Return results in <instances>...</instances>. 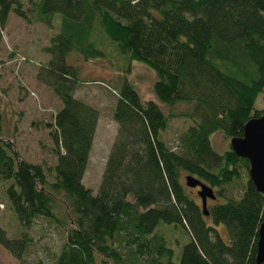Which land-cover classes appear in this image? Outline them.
<instances>
[{"label": "trees", "instance_id": "obj_1", "mask_svg": "<svg viewBox=\"0 0 264 264\" xmlns=\"http://www.w3.org/2000/svg\"><path fill=\"white\" fill-rule=\"evenodd\" d=\"M11 12L30 21L19 0H0V42ZM29 12L49 28L59 22L35 76L60 101L46 124L56 163L45 173L23 159L4 132L0 102L3 202L20 227L8 236L0 225L3 249L27 264L23 257L34 243L28 229L44 219L66 236L55 264H257L264 194L250 180L247 159L230 147L216 152L211 136H241L248 119L264 113L254 107L258 93L264 99V0H38ZM109 45L125 62L121 71L142 62L155 72L157 100L183 108L165 113L124 78L112 109L115 138L94 193L82 178L99 117L76 95L85 81L75 61L117 67ZM173 116L190 124L171 148L163 132ZM186 175L213 189L208 215ZM167 228L177 234L174 243Z\"/></svg>", "mask_w": 264, "mask_h": 264}, {"label": "rangeland", "instance_id": "obj_2", "mask_svg": "<svg viewBox=\"0 0 264 264\" xmlns=\"http://www.w3.org/2000/svg\"><path fill=\"white\" fill-rule=\"evenodd\" d=\"M25 9L30 21L22 19L14 13H9L5 27L1 30L0 42V102L4 113L3 129L6 135L10 136L15 143L18 153L33 164L43 167L45 173L56 163V156L52 151L53 141L49 136L47 123L52 122V116L60 107L59 98L51 87L42 84L37 80L36 73L38 65L48 60L49 55L45 48L49 45L51 36L58 30L59 22L55 18L51 28L44 23L33 20L29 12L38 0H19ZM112 45L115 43L106 38ZM101 48H103L100 45ZM109 57L113 58L114 66L107 60L95 59L82 61L75 56L71 57L72 62L80 66V75L85 81L76 89V95L84 99L98 111V122L93 136L94 140L88 157V164L82 178L84 185L95 193L110 146L114 140L117 129L112 116L114 107L115 90L125 78L133 83L138 94L143 100H153L165 113H177L183 105H176L173 108L165 107L160 103L152 91L155 72L140 61H132L127 72L121 71L125 62L119 61L112 46L106 47ZM123 56V55H122ZM126 58L125 56H123ZM256 109H264V99L262 93H258L255 105ZM171 110V111H170ZM190 124L186 118L173 116L168 121V127L163 132V138L167 145L174 148L175 143L184 130ZM230 138H225L220 131H216L211 136V144L216 152L222 153L230 147ZM52 173H47V178L51 180ZM185 181V177L183 178ZM5 185L0 181V225L8 230L11 236H15L20 229L16 218L13 216L7 205L4 204ZM191 195L197 203H201V198L197 195L199 187H189ZM210 203V198L206 204ZM220 236L224 240L227 230L221 224L217 226ZM29 234L34 238V243L23 257L27 264L43 261L45 264H55V256L61 251L66 236L62 229L47 223L44 219H38L30 226ZM94 229L89 233L94 235ZM170 242L176 237V232L167 228L165 230ZM184 241H187L186 239ZM102 239L95 240V245L102 248ZM177 256L179 249L175 250ZM1 264H21L12 254L4 250L0 245Z\"/></svg>", "mask_w": 264, "mask_h": 264}, {"label": "water", "instance_id": "obj_3", "mask_svg": "<svg viewBox=\"0 0 264 264\" xmlns=\"http://www.w3.org/2000/svg\"><path fill=\"white\" fill-rule=\"evenodd\" d=\"M242 132L241 136L229 139L230 148L238 157L247 159L250 180L257 191L264 194V113L258 118L248 119ZM185 180L186 186L200 188L197 195L201 198L204 214L208 215L206 202L209 198H215L213 189L191 175H186ZM259 227L255 260L257 264H262L264 262V213Z\"/></svg>", "mask_w": 264, "mask_h": 264}]
</instances>
